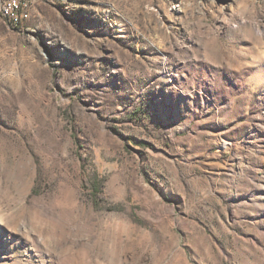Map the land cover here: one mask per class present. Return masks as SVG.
I'll use <instances>...</instances> for the list:
<instances>
[{"label":"rangeland","instance_id":"rangeland-1","mask_svg":"<svg viewBox=\"0 0 264 264\" xmlns=\"http://www.w3.org/2000/svg\"><path fill=\"white\" fill-rule=\"evenodd\" d=\"M0 12V264H264V0H30Z\"/></svg>","mask_w":264,"mask_h":264},{"label":"built area","instance_id":"built-area-1","mask_svg":"<svg viewBox=\"0 0 264 264\" xmlns=\"http://www.w3.org/2000/svg\"><path fill=\"white\" fill-rule=\"evenodd\" d=\"M29 0H0V12L7 15V22L19 27L21 24L20 6ZM2 22H0L1 24Z\"/></svg>","mask_w":264,"mask_h":264},{"label":"bare ground","instance_id":"bare-ground-1","mask_svg":"<svg viewBox=\"0 0 264 264\" xmlns=\"http://www.w3.org/2000/svg\"><path fill=\"white\" fill-rule=\"evenodd\" d=\"M29 3H30V0L27 1L26 4H22V5L20 6V13H21L24 9H26V8L29 6ZM13 26H16V25L13 23Z\"/></svg>","mask_w":264,"mask_h":264}]
</instances>
